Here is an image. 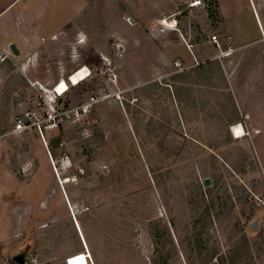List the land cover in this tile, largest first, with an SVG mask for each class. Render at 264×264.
Wrapping results in <instances>:
<instances>
[{
  "label": "rangeland",
  "instance_id": "1",
  "mask_svg": "<svg viewBox=\"0 0 264 264\" xmlns=\"http://www.w3.org/2000/svg\"><path fill=\"white\" fill-rule=\"evenodd\" d=\"M220 1L230 34L218 0L96 4L82 26L100 44L90 75L59 101L66 112L44 139L12 131L36 106V82L0 70V264L27 245L37 264H153L157 254L166 264H264V228H251L264 216V0ZM76 2L59 5L68 16ZM106 12L126 24L115 20L101 39ZM159 18L176 21L181 44L155 34ZM235 124L244 136L234 138ZM205 205L198 249L192 223Z\"/></svg>",
  "mask_w": 264,
  "mask_h": 264
},
{
  "label": "crops",
  "instance_id": "2",
  "mask_svg": "<svg viewBox=\"0 0 264 264\" xmlns=\"http://www.w3.org/2000/svg\"><path fill=\"white\" fill-rule=\"evenodd\" d=\"M67 1L74 0H59L52 9L54 0H0V51L7 56L0 61V70L10 64L16 66L27 77V81L56 83L66 82L67 76L79 67L90 69V58L97 56L100 44L90 40L89 32H85L82 26L87 25L89 17H93L92 13L95 11L92 9L98 7L99 2L110 3L114 0H77L78 10L68 16L62 11L61 4L59 5ZM218 1L220 4L221 1ZM220 8L226 33L230 34L222 4ZM105 14L107 30L100 32L101 39L108 38L107 34L109 36L111 28L116 26L115 20L125 23L113 14ZM160 21L161 18L158 19ZM159 28L160 24L154 30L156 35H175V44H181L183 36L177 27L167 28L163 32ZM260 28L263 35L264 24ZM121 32L124 33L125 30ZM258 39L260 37L256 41ZM11 45L17 50L16 54L11 52ZM241 45L245 44L236 47ZM83 50L88 52L85 54ZM188 51L192 55V51Z\"/></svg>",
  "mask_w": 264,
  "mask_h": 264
},
{
  "label": "built area",
  "instance_id": "3",
  "mask_svg": "<svg viewBox=\"0 0 264 264\" xmlns=\"http://www.w3.org/2000/svg\"><path fill=\"white\" fill-rule=\"evenodd\" d=\"M165 18L162 19L159 24L160 28L159 31L163 32L170 25L165 23ZM167 20V19H166ZM168 21H174V20H168ZM175 24L172 28H175ZM262 40H264V35L262 37ZM212 42L219 47V43L216 39V36H212ZM7 56L0 51V61L5 60ZM174 65L176 67H180L181 64L179 61H174ZM85 67H79L75 71H73L70 75L67 76V81H58L56 82L51 88H45L41 84H37L39 89L41 90V93L39 94V97L37 98L36 106L28 110L27 112L17 115L14 117L13 120V126L12 131L16 133L25 132L28 130H34L42 139H44V134L48 130H52L55 128H58L60 123L62 122L63 115L66 111H64L59 105V101L64 97V95L69 91L70 87H73L86 79L90 75V70H88V75L84 77L83 79H79V81L75 84L72 82L71 77L77 73H79L81 70H83ZM109 79L113 80L115 78L114 74L110 71ZM60 82H65V88L58 89ZM35 85V84H34ZM108 95H104L101 98L96 96H91L89 100L83 104H81L78 107H74L73 109H69V111H72L75 115H78L80 112L84 113L86 110L93 104L100 101V99L107 98ZM118 98L119 96L116 95ZM240 125V124H239ZM232 128V127H231ZM258 228H264V216L262 218L257 219ZM87 254V253H86ZM88 255V254H87ZM89 259V256L87 257ZM68 259H66V264H68ZM28 264H37L35 258H28L27 260Z\"/></svg>",
  "mask_w": 264,
  "mask_h": 264
},
{
  "label": "trees",
  "instance_id": "4",
  "mask_svg": "<svg viewBox=\"0 0 264 264\" xmlns=\"http://www.w3.org/2000/svg\"><path fill=\"white\" fill-rule=\"evenodd\" d=\"M213 6H216V4H214ZM211 5L209 6V16L212 19H215L217 16V11L216 8L211 9ZM50 147L52 148V145H50ZM210 209L211 206L209 205H205L203 210L199 213V215L197 216V218L193 221L192 223V237H193V241L194 244L196 245V247H198V249H201V243H202V236L204 234V230L206 229V223H207V219L210 216ZM158 253V250H155V254ZM157 257H155L152 262L153 264H166V260L165 258H163L162 255L157 254ZM233 256L230 257V261H233ZM9 264H16L15 262H13L12 260L9 261ZM28 264V263H27Z\"/></svg>",
  "mask_w": 264,
  "mask_h": 264
},
{
  "label": "water",
  "instance_id": "5",
  "mask_svg": "<svg viewBox=\"0 0 264 264\" xmlns=\"http://www.w3.org/2000/svg\"><path fill=\"white\" fill-rule=\"evenodd\" d=\"M10 50L12 53L16 54L17 50L13 47V45L10 46ZM202 184L204 186H208L210 185V179L208 177L202 179ZM251 228L254 230L258 229V223H257V219H254L251 223ZM28 245L24 248L23 251H16L14 253L13 256H11V260L13 262H15L16 264H27V260H28V254H27V250H28Z\"/></svg>",
  "mask_w": 264,
  "mask_h": 264
},
{
  "label": "bare ground",
  "instance_id": "6",
  "mask_svg": "<svg viewBox=\"0 0 264 264\" xmlns=\"http://www.w3.org/2000/svg\"><path fill=\"white\" fill-rule=\"evenodd\" d=\"M164 21H165V23L170 25L169 27H173L174 26L175 21H168L166 19ZM87 75H88V70H86V68H84L79 73L73 75L71 77V80H72L73 83L76 84L79 81V79H83ZM65 85H66L65 82H60L58 89L60 90L62 88H65ZM232 132H233V135H234L235 138H240V137L244 136L243 128L239 124H235L232 127Z\"/></svg>",
  "mask_w": 264,
  "mask_h": 264
}]
</instances>
